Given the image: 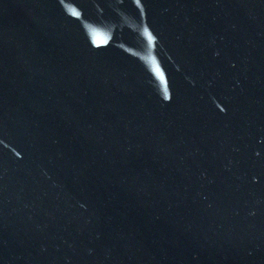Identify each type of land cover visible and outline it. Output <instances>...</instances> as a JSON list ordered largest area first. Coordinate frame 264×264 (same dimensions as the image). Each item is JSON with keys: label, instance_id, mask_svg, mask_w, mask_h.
Masks as SVG:
<instances>
[{"label": "water", "instance_id": "water-1", "mask_svg": "<svg viewBox=\"0 0 264 264\" xmlns=\"http://www.w3.org/2000/svg\"><path fill=\"white\" fill-rule=\"evenodd\" d=\"M0 264H264V0H0Z\"/></svg>", "mask_w": 264, "mask_h": 264}]
</instances>
